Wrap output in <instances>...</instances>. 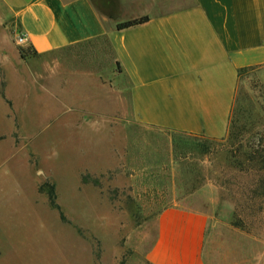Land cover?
<instances>
[{"label":"rangeland","instance_id":"374dc122","mask_svg":"<svg viewBox=\"0 0 264 264\" xmlns=\"http://www.w3.org/2000/svg\"><path fill=\"white\" fill-rule=\"evenodd\" d=\"M18 34L0 1V264H148L143 255L154 228L146 223L174 204L209 215L215 255L207 264H264V188L254 191L264 187V171L233 164L252 145L264 155V68L240 75L234 140L197 135L199 146L178 137L182 146L175 147L174 131L128 129L110 113L100 118L112 130H76L84 122L79 106L94 103L78 98L97 90L70 78L75 109L64 113L65 76L105 72L107 64L94 44L34 55ZM99 96L92 111L111 110L110 96ZM85 176L100 184L84 183ZM52 189L59 209L50 203Z\"/></svg>","mask_w":264,"mask_h":264},{"label":"crops","instance_id":"0c3cea01","mask_svg":"<svg viewBox=\"0 0 264 264\" xmlns=\"http://www.w3.org/2000/svg\"><path fill=\"white\" fill-rule=\"evenodd\" d=\"M0 1L33 53L94 44L99 61L107 64L105 72L86 68L65 76L64 113L75 109L66 88L72 77L97 90L78 101L98 105L100 92L110 96L107 112L92 111L94 103L80 105L84 122L76 130L110 131L115 124L100 118L110 113L124 117L128 129L224 139L239 70L264 68V0H100L103 11L93 0ZM143 16L149 20L118 29ZM90 122L94 125H85ZM209 220L205 211L188 205L161 209L146 223L154 235L143 257L148 264H207L215 255Z\"/></svg>","mask_w":264,"mask_h":264},{"label":"trees","instance_id":"16d2710c","mask_svg":"<svg viewBox=\"0 0 264 264\" xmlns=\"http://www.w3.org/2000/svg\"><path fill=\"white\" fill-rule=\"evenodd\" d=\"M148 20H149L148 16H143V17H140V18L131 19V20L119 23L118 24V29H124V28L135 26V25H139V24L147 22ZM20 53H21V56H22L23 59L28 57L27 52L24 51V49H20ZM35 54H37V53H34V55ZM249 69H254V68H242V69H240L239 70V77H240V75L243 72H245L246 70H249ZM234 115H235V109H233L232 114H231V119H230L228 140H231V141L234 140V137L236 136L235 133L237 131L236 130L237 129L236 119L234 118ZM173 136H174L175 147L182 146L181 145L182 144V140L178 139V137L179 138H183V139L185 137L195 138L194 141H197V143L195 142V145H199V146L201 145V143L198 142V140L196 139L197 135L189 134V133H186V132L174 131L173 132ZM209 141H214V140L209 138ZM259 146H261V145L259 144V145L250 146L251 150L249 152L244 153L245 161L244 162L238 161V163L234 162L233 164L238 166L239 168H241V170H243V167L245 166V162L247 161V166H246L247 170L249 169L250 171H256V173L257 172H263L264 171V157H263L264 155H262L261 151L258 150ZM83 182L87 183V184L90 182V183H93L95 185H99L100 184L98 179L91 180L88 176H85L83 178ZM256 188L259 189V188H264V187L262 185L255 186L254 191L256 190ZM48 195H49V199H50L51 205L54 208L59 209V207L55 203L56 195L54 193V190L52 189L50 192H48ZM61 219L64 222L66 221V219H65L63 214H61Z\"/></svg>","mask_w":264,"mask_h":264},{"label":"built area","instance_id":"2783aa9c","mask_svg":"<svg viewBox=\"0 0 264 264\" xmlns=\"http://www.w3.org/2000/svg\"><path fill=\"white\" fill-rule=\"evenodd\" d=\"M16 40H17V43L19 45L24 46L27 43L28 39H27V36L25 34L19 33Z\"/></svg>","mask_w":264,"mask_h":264},{"label":"clouds","instance_id":"9594fccd","mask_svg":"<svg viewBox=\"0 0 264 264\" xmlns=\"http://www.w3.org/2000/svg\"><path fill=\"white\" fill-rule=\"evenodd\" d=\"M54 155L58 157V153H54Z\"/></svg>","mask_w":264,"mask_h":264}]
</instances>
